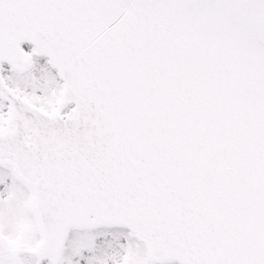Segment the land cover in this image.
<instances>
[{"label": "snow or ice", "instance_id": "obj_1", "mask_svg": "<svg viewBox=\"0 0 264 264\" xmlns=\"http://www.w3.org/2000/svg\"><path fill=\"white\" fill-rule=\"evenodd\" d=\"M0 264H264V0H0Z\"/></svg>", "mask_w": 264, "mask_h": 264}]
</instances>
